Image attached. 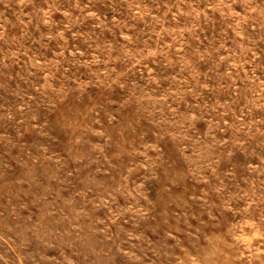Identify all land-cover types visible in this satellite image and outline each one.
<instances>
[{"label": "rangeland", "instance_id": "1", "mask_svg": "<svg viewBox=\"0 0 264 264\" xmlns=\"http://www.w3.org/2000/svg\"><path fill=\"white\" fill-rule=\"evenodd\" d=\"M0 264H264V0H0Z\"/></svg>", "mask_w": 264, "mask_h": 264}]
</instances>
